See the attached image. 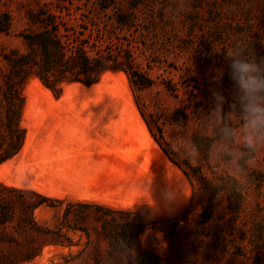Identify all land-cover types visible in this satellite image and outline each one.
<instances>
[{"label": "rangeland", "instance_id": "rangeland-1", "mask_svg": "<svg viewBox=\"0 0 264 264\" xmlns=\"http://www.w3.org/2000/svg\"><path fill=\"white\" fill-rule=\"evenodd\" d=\"M39 10L77 17L103 46L128 52L131 69L106 71L90 92L67 83L56 96L34 76L19 89V125L26 134L29 122L34 138L0 162V173L64 200L39 206L35 219L56 227L65 201L121 211L74 206L85 231L64 229L73 244L45 245L22 264L80 250L65 264H264V131L245 143L249 105L264 108V0H0V156L11 138L4 56L26 50L23 35L46 20ZM93 148L114 154L97 193L68 165ZM77 194L107 204L70 198Z\"/></svg>", "mask_w": 264, "mask_h": 264}, {"label": "trees", "instance_id": "trees-1", "mask_svg": "<svg viewBox=\"0 0 264 264\" xmlns=\"http://www.w3.org/2000/svg\"><path fill=\"white\" fill-rule=\"evenodd\" d=\"M40 13H47L41 29L23 35L26 50L13 53V57L4 56L10 67L5 89L4 124L11 138L15 136L7 141L0 162L14 156L24 140L25 129L19 125L23 104L19 89L27 78L36 77L58 96L64 84L79 82L88 86L97 83L106 71L131 69L128 52L121 54L115 48L103 46L101 38L86 32L87 25L77 17L72 21L57 20L58 15L53 12L39 10ZM6 29V26H0V31ZM0 191L7 193L0 198V264L29 262L39 256L48 244H73L71 236L63 230L85 231L78 224L82 212L74 211V206H95L112 213L121 212L89 201H65L59 225L50 227L39 223L34 211L41 205L59 206L64 203L63 199L32 188L3 183H0ZM81 251L62 256L61 261L51 260L48 264H65Z\"/></svg>", "mask_w": 264, "mask_h": 264}, {"label": "crops", "instance_id": "crops-1", "mask_svg": "<svg viewBox=\"0 0 264 264\" xmlns=\"http://www.w3.org/2000/svg\"><path fill=\"white\" fill-rule=\"evenodd\" d=\"M93 149L94 150H91V151H89L88 149L80 151L79 153L76 154L77 156L75 155L76 157H73V159L71 158L72 160L68 159V165L70 164L69 176L72 177L77 182H80L81 184H79V186L89 187L90 190L97 193V192H102V190L105 187V185H102V183H105V181L103 180V176L101 177L99 176L100 173L102 174L103 172L104 173L106 172V165H104V163H108L110 159H112L114 154L108 153L106 155V154H103L101 150L98 148H93ZM108 156L110 158H108ZM126 166L129 168L130 171L137 170L136 168H132V166L129 164ZM86 170L92 171L93 175H95V179L94 180L92 179V182H91L90 177L88 176V174L90 173L87 174ZM44 187L48 191L45 193L43 192L44 194H50L54 196L57 195L58 197L62 196L55 190L49 189L46 186ZM28 188H31V187H28ZM70 198L96 200L98 202L107 204L106 201L102 200L101 198L97 196H85V195L77 194ZM111 204H114V203H111Z\"/></svg>", "mask_w": 264, "mask_h": 264}, {"label": "bare ground", "instance_id": "bare-ground-1", "mask_svg": "<svg viewBox=\"0 0 264 264\" xmlns=\"http://www.w3.org/2000/svg\"><path fill=\"white\" fill-rule=\"evenodd\" d=\"M41 84V83H40ZM42 86V85H41ZM73 86H75V87H80L82 90H84V91H86V92H90V91H92V90H94V89H96L98 86H99V83H95V84H92L90 87H88V86H85V85H83V84H81V83H79V82H73L72 84H70V85H67L66 86V90H70ZM47 93H49V92H47ZM49 97V96H48ZM27 116H29V115H27ZM29 118H31L30 116H29ZM28 118V119H29ZM25 124V126H26V128H27V131H26V134H25V138H24V143H23V145H22V148H21V150H20V152H26L28 149H29V147H30V145L32 144V142H33V136H34V128H33V126L29 123V122H26V123H24ZM154 147H156L157 149V151H158V147L155 145V142H154ZM162 152V151H161ZM162 154V153H161ZM164 155V154H163ZM10 159H8V161H9ZM13 160V159H12ZM10 162V161H9ZM12 162V161H11ZM5 164V163H4ZM3 164V165H4ZM6 165V164H5ZM4 165V166H5ZM1 168V167H0ZM1 171V170H0ZM2 171H3V169H2ZM4 173V172H3ZM3 173H0V177L4 180V182L6 183V184H9V185H13V186H17V187H31V188H34V189H36V190H39V191H41L42 193L44 192H47V189L44 187V185L42 186L41 184H39V183H37L36 181H25V180H20V178H18V179H8V178H6L5 176H4V174ZM53 193V192H52ZM54 194V193H53ZM57 196V195H56Z\"/></svg>", "mask_w": 264, "mask_h": 264}, {"label": "clouds", "instance_id": "clouds-1", "mask_svg": "<svg viewBox=\"0 0 264 264\" xmlns=\"http://www.w3.org/2000/svg\"><path fill=\"white\" fill-rule=\"evenodd\" d=\"M241 73H246L248 71L247 64H238ZM242 84L244 87H251L253 82L251 79L244 81L243 77H241ZM248 115L246 117L245 123V143L251 147L254 142V135L258 132L264 131V108L258 107L255 104L249 105L247 109Z\"/></svg>", "mask_w": 264, "mask_h": 264}]
</instances>
